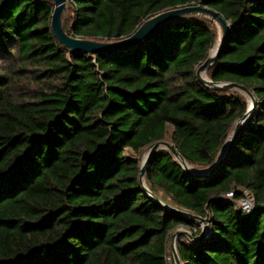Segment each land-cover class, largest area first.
I'll return each instance as SVG.
<instances>
[{"label": "trees", "instance_id": "1", "mask_svg": "<svg viewBox=\"0 0 264 264\" xmlns=\"http://www.w3.org/2000/svg\"><path fill=\"white\" fill-rule=\"evenodd\" d=\"M193 5L231 26L209 78L244 86L256 110L210 176L192 177L161 150L146 183L168 206L207 218V237L177 238L182 264H264V0H68L64 28L121 41ZM53 13L51 0H0V264H175L172 235L202 228L144 192L141 160L170 141L209 169L247 112L243 95L196 77L217 27L176 21L131 51L91 56L57 40ZM242 189L254 196L249 213L236 209Z\"/></svg>", "mask_w": 264, "mask_h": 264}, {"label": "water", "instance_id": "2", "mask_svg": "<svg viewBox=\"0 0 264 264\" xmlns=\"http://www.w3.org/2000/svg\"><path fill=\"white\" fill-rule=\"evenodd\" d=\"M54 3V13L52 15V31L57 38V40L66 48H68L71 52H84L85 54H89L94 56L96 54L102 53H115V52H128L134 49L141 42L150 37L157 30L174 23L176 21L181 20H190V19H207L212 21L218 30V36L215 43L214 48L211 50L209 57L200 65V67L196 71V77L198 81L205 86L206 88L219 90V91H227V92H237L243 95L248 102V110L244 114V116L238 119L234 125L232 126L229 136L218 154L214 164L206 170H198L194 166L190 165L185 158L178 151L176 146L168 141H159L151 145L142 160L140 166V184L144 192L152 198L155 202H157L161 207L166 209L168 212L172 214H177L185 219L197 221L200 223L202 232L198 237H193L187 231L177 230L171 238V249L172 255L175 264H182L177 250H176V240L179 236L183 235L191 241H200L208 236L209 232V224L207 222V218H202L197 215L192 214L191 212L179 210L174 207L168 206L163 201L158 199L149 189L146 183V174L148 171L149 164L153 156L161 151L165 150L171 154V156L175 159V161L192 177L198 179H204L211 174H213L222 162L226 159L228 154L230 153L232 147L238 140L240 134L244 130L246 124L251 119L253 113L256 110V99L252 92L246 89L244 86L239 85L237 83L232 82H214L208 76L206 79H203L201 76V71L208 70L213 67L219 55L221 54L227 38L228 32L231 29L230 23H227L223 17L215 10L204 7L202 5H193L186 6L176 9L167 10L163 13L156 15L155 17L145 21L142 26L130 37L115 42H96L91 40H85L80 38H75L69 36L64 28V18L67 9V1L68 0H51ZM219 42V46L216 48L217 43Z\"/></svg>", "mask_w": 264, "mask_h": 264}, {"label": "built area", "instance_id": "3", "mask_svg": "<svg viewBox=\"0 0 264 264\" xmlns=\"http://www.w3.org/2000/svg\"><path fill=\"white\" fill-rule=\"evenodd\" d=\"M243 197L242 199L236 203V209L238 213H249L255 208V201H254V196L251 192L242 189ZM227 199L233 200L235 197V192L230 191L226 195ZM167 260H170L167 258Z\"/></svg>", "mask_w": 264, "mask_h": 264}, {"label": "rangeland", "instance_id": "4", "mask_svg": "<svg viewBox=\"0 0 264 264\" xmlns=\"http://www.w3.org/2000/svg\"><path fill=\"white\" fill-rule=\"evenodd\" d=\"M65 16V15H64ZM207 76H208V72H207ZM209 77V76H208ZM229 93H233V92H229ZM168 142H170V141H168ZM171 143V142H170ZM147 151V150H146ZM146 151L144 152V154H143V156H142V160H143V158H144V156H145V154H146ZM142 160H141V163H142ZM196 169H198V170H202V169H199V168H197V167H195ZM178 230H181V231H187V232H189L191 235H192V230H190L189 228H180V229H178ZM181 236H183V235H181ZM193 236V235H192ZM185 237V236H184ZM185 238H187V237H185ZM187 239H189V238H187Z\"/></svg>", "mask_w": 264, "mask_h": 264}, {"label": "bare ground", "instance_id": "5", "mask_svg": "<svg viewBox=\"0 0 264 264\" xmlns=\"http://www.w3.org/2000/svg\"><path fill=\"white\" fill-rule=\"evenodd\" d=\"M218 46H219V42L217 43L215 50L217 49ZM201 76L203 79L207 78V72L205 69L201 71Z\"/></svg>", "mask_w": 264, "mask_h": 264}]
</instances>
